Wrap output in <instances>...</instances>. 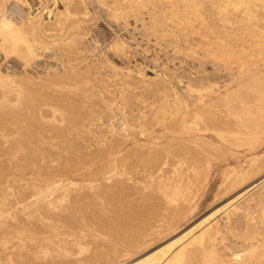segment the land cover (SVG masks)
I'll return each mask as SVG.
<instances>
[{"label":"bare ground","instance_id":"obj_1","mask_svg":"<svg viewBox=\"0 0 264 264\" xmlns=\"http://www.w3.org/2000/svg\"><path fill=\"white\" fill-rule=\"evenodd\" d=\"M91 1L101 5L107 33L115 35L112 47L123 59L108 60L110 73L85 45L88 36L100 43L86 25L99 20L90 0H0V176L28 183L12 207L0 206V264H264V179L257 191L237 194L263 173L264 153L243 169L225 168L216 198L227 202L181 233L194 209L183 193L207 175L165 166L168 159L196 160L212 150L236 154L239 126L250 115L239 112L238 103L250 93L264 101V89L250 82L264 83L257 62L232 68L235 84L213 76L180 88L183 81L176 85L174 75L147 76L128 61L134 47L120 33L133 20L156 40L167 34L222 40V29L243 31L244 21L264 18V0H216L222 15L228 8L242 14L220 26L210 24L198 0H182V9L160 0ZM255 38L264 61V34ZM206 46H214L204 49L214 64L231 68L229 47ZM147 160L161 163L155 182L134 175ZM183 175L192 187L165 184ZM132 193L149 195L150 204L121 208L118 198ZM83 212L94 223L74 227ZM172 234L166 245H156Z\"/></svg>","mask_w":264,"mask_h":264},{"label":"rangeland","instance_id":"obj_2","mask_svg":"<svg viewBox=\"0 0 264 264\" xmlns=\"http://www.w3.org/2000/svg\"><path fill=\"white\" fill-rule=\"evenodd\" d=\"M176 1L178 2L176 3ZM198 1L200 3L202 2L201 10L203 13H206L205 16H209L208 19H210V21H208L210 22V24L214 22V24L216 23V25L220 26V23L218 21L223 19L228 25L230 22H233L234 20L236 21L237 15H242L240 14V12H233V8V10H230L231 8H228L230 12L228 13L227 11H225L227 12L225 13L227 15H222V13H224V8L221 9L222 11L220 9L216 10V8L219 7L216 4L219 0L217 2L216 0ZM212 1H215L214 6H212ZM160 2L162 4H178L176 6H179V8L181 7V9L183 8V5H179L182 0H160ZM89 6L93 13H95L99 17V20L98 22H96L95 20L90 19L86 22V25L90 30L92 37H94L93 34L98 35L100 43L97 46L94 42H92V38H89L88 36V39H85V45L86 47H88L87 51L88 54L91 55V58L95 60L99 59V62H103V68H105L108 73H110L109 71H113V64L111 63V61L115 64H121L120 60L123 61V59L116 53V50L112 47V44L114 42L113 37L115 38V35H110L107 33L109 31V25L104 19L105 16H100L102 8L101 5L100 7H98L94 2L90 0ZM98 12L100 14H98ZM231 12L234 14L231 15ZM258 17L259 19H257ZM258 17L255 19L252 18L251 20L244 21L243 31H236L229 27L226 29H222L221 31H224V33L227 35L222 40L218 39V34L209 33L208 37L204 39L200 37L201 35L197 34L194 36H188V41H186L184 39L185 37L181 35L167 34L166 36H164V39L156 40L152 36H147L143 31L139 29L140 23H138V29H135L136 23H134L133 20H131V25L128 27V30H124L120 33H125V36L130 37L132 45L134 47V49H131V51L127 54V60L131 61L132 63L136 61V63L140 64L144 69V74H146L147 76H155L152 71H158L159 73L166 75V77L168 78L174 75L176 85L178 84L177 82L179 80L183 81L182 84L178 85V87L180 88H182L181 86L185 85L187 81L191 79L203 82L213 76L219 77V82L220 84H222L226 81L229 82L231 79L233 80L232 76L235 74V72L232 68L236 69L244 62H257L254 65L257 66L256 69H254L255 73L258 72V75L264 74V61L261 60L262 54L259 53V47H257L256 43L254 42V40L256 39L255 37H257L258 35L263 36L264 34V18L263 16ZM260 17L263 19H261ZM116 25L117 24L115 23V26L113 27L117 28ZM245 26H247L253 32L254 38H251L245 33ZM226 30L227 32H225ZM201 38L206 42L204 41L205 43H202ZM216 41L223 42L226 49L229 47L228 50L231 56L228 66L231 67L230 69H226L225 66H222L220 63L214 64L215 61L213 60V58H211L212 54H210L209 52H205L206 50H208L206 48L210 49L214 47H207L206 45H209L212 42ZM183 44L184 46H181ZM225 44L227 45V47ZM203 45L205 48H202ZM203 51L205 52V54L208 53V55L206 54L203 57ZM206 56H209L210 58H207ZM152 59H157V63L159 64V66H155V63ZM164 70L168 71V75L165 74ZM236 82L237 81L235 80L232 81L233 84H235ZM250 82L255 83L254 85L258 86L259 88L264 89V83H259L258 80ZM250 82L247 83L249 84ZM245 90L246 88H243L242 91L245 92ZM238 105L239 112L244 109L245 111L249 112L250 115L246 118V121L239 126L240 132L242 134V140L240 142V146L237 148L238 151L235 155H233L230 151L224 152L221 150H212L208 153H203L196 160H167L168 163L165 166L170 168L171 170H181L180 172L190 173L194 172L195 168H199L206 172L207 175L199 182L198 186L196 187L191 186L193 184L192 180L188 181L189 179H191L189 175H183L181 177L175 176L173 177V180L169 181V183H165L169 187L175 188L182 183H187V185H190V187L193 188H190L189 191L186 190V192L183 193L184 197L191 199L192 205H194V209L185 217V219L183 220V225L178 233H181L184 230L193 227L213 210L217 209L227 202L228 199L226 197L219 196L216 198L219 187L222 184L223 171L225 170V168L235 164L239 168L243 169L253 158H257L260 154L264 153V112H260L261 110L264 111V101L260 100V96L254 93H250L247 94L238 103ZM135 107L138 108V106ZM253 119H257V122H253ZM258 123H260L261 126L260 124L258 126ZM12 129L13 127H10V130ZM22 157L23 153H19V161H21L20 159ZM80 161L84 162L85 160L84 158H82ZM159 165H161V163L155 165L154 163L150 162V160L141 162L138 164V166H136V173L134 175L142 177L147 181L153 179V182H155L156 179L159 178L158 174L154 171ZM121 168L122 166H120V169ZM154 173H156L157 175H153ZM263 179L264 171L263 173H260L258 175L254 174L251 182L243 184L239 188L237 194L241 196L243 193H246L249 189L248 187H252V190L250 191L251 193L257 191ZM25 186H28L27 182H15L12 180L9 181L7 179H4L3 176H0V206L12 207L15 200L20 196ZM210 193H212V196L208 197ZM247 196V194L242 196V200H244ZM118 200H120V202H118L119 206L123 209L135 207L136 205H149L151 201L149 195L143 193H132V195L123 196L121 198H118ZM93 220L94 219L92 216H89L83 212L82 215L78 217V220H75L73 222V225L74 227H83L85 225L94 223ZM123 229V226L119 228L120 231H122ZM175 236L176 234H172L156 245L164 246Z\"/></svg>","mask_w":264,"mask_h":264}]
</instances>
